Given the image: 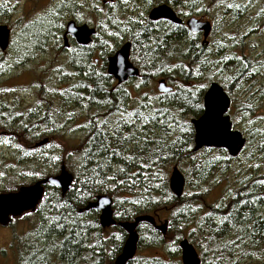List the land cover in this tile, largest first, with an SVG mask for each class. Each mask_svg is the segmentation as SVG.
Masks as SVG:
<instances>
[{"label": "trees", "instance_id": "1", "mask_svg": "<svg viewBox=\"0 0 264 264\" xmlns=\"http://www.w3.org/2000/svg\"><path fill=\"white\" fill-rule=\"evenodd\" d=\"M96 1L90 0V4L94 5ZM256 2L258 0H111L103 8L102 19L94 23L96 33L90 45L72 44L67 51L58 46L56 36L51 39L49 43L61 52L69 53L61 74L55 77V90H49V94L41 83L36 88L43 108L28 113L27 120H22L17 114H11L4 104L0 105V113L6 115L4 118L9 117L6 123L19 129L20 139L27 145L17 162L26 170L21 179L35 183L39 181L33 172L36 168H46L47 178L62 166L52 159V152L48 155L35 153L38 148L48 145L56 131L50 125L54 119L49 115L54 112V107L62 110L59 120L67 113L78 111L86 126L70 152L74 154L77 167V172L72 175V187L64 195L55 188L57 197L50 200L53 206L46 207L52 217L56 216L52 227L48 228L49 236L46 232H34V237L23 243L21 264H52L53 254L68 264H113L121 245L107 255L103 248L111 243L110 240L102 244L95 239L94 245L88 248L93 240L87 238L85 225L80 221L92 197L101 194L108 185L114 186L107 194L112 199L116 222L132 221L142 215L153 216L156 221L163 217L167 222L165 236L146 223L138 225L146 229L138 241L139 248L156 249L152 256L144 258L147 263L139 264H181L163 246L169 238L178 250L176 243L184 237L185 231L188 236L196 231L205 239L207 252H203L202 264H238L233 257L238 246L242 247L240 249L253 246L264 250V215L257 214L264 198V178L251 176L241 180L239 189L230 194L226 206L222 203L209 206L204 213L194 209L205 202L211 187L219 185V180L213 179L218 171L224 173L220 163L227 154L225 150L211 148L192 153L194 134L190 125L191 119H197L203 113L202 88L213 82L212 76L222 83L228 95L243 88L246 91L254 89L259 96L264 92L262 73L254 71L253 60L242 49L231 54L228 41L204 45L197 39L199 34H191L183 23L173 25L147 19L149 10L161 4L170 6L182 20L192 15L208 16L203 9L209 5L222 12V20L227 18L228 23L221 21L219 24L231 29L236 20L251 17L254 11L251 5ZM7 11L9 8L0 5L1 18L8 14ZM252 20L249 32L255 33L262 26L257 16ZM209 22L212 26L209 36L216 35L219 24L214 18ZM41 41L36 37V44L40 43L38 49L44 51L46 42ZM125 42H130L129 60L139 70V76L132 79L137 83L133 88H126V83L117 85L106 73L107 58ZM158 77L166 81L172 92L147 91ZM70 79L72 84H68ZM254 111L249 105L232 100L231 114L234 116L248 117ZM128 113L133 115L129 117ZM144 116L149 119L141 123ZM24 124L29 127L23 128ZM29 134L32 140H25V135ZM247 134L243 150L248 146L253 148L251 152L255 156L264 158V131L254 129ZM41 137L47 143L36 149L35 141ZM212 153H218L219 159L212 158ZM173 166H177L184 178H191V182H187L191 194H183L179 199L168 188L167 175ZM251 170L257 174L259 169ZM47 202V199L42 200L41 206ZM98 228L102 230L100 226ZM65 229L67 238L64 241L59 245L49 243L50 235L57 240L64 235ZM118 231L123 239L126 238L121 229ZM99 232H95L97 237ZM38 233L46 238L40 248L36 247V241L33 242L40 238ZM249 255L246 252L238 257Z\"/></svg>", "mask_w": 264, "mask_h": 264}, {"label": "rangeland", "instance_id": "2", "mask_svg": "<svg viewBox=\"0 0 264 264\" xmlns=\"http://www.w3.org/2000/svg\"><path fill=\"white\" fill-rule=\"evenodd\" d=\"M110 1L111 0H98L94 5H91L90 0H0L1 6L9 8V11H7L8 14H5V16L3 15V18L0 17V25H5L10 29V46L5 54H0V105L2 106V104H4V107L7 108L11 114H17L22 120H27L28 113L32 111L36 113L39 109L43 108L41 107L42 101L36 88L39 83H41L42 86H45L49 94H51V91L55 90V77L56 75L59 76V74H61V67L64 66L66 57L69 53L65 51L61 52L58 47L52 44V42H49L56 36V40L59 41L58 46L60 48L62 47L61 35L66 23L69 21H74L78 25L86 24L92 28H96L94 23L102 19L101 15L104 12L103 8L107 7ZM76 5L78 6V9H76ZM93 6L95 7L93 8ZM251 9H254L250 14L251 17H241L239 20H236L231 24V29L219 24L221 21L227 22V18L222 20V12L220 10L217 11L216 7L207 5L203 9L204 12L208 13V16L192 15L189 17L197 19L202 18L208 21L210 18H214V20L220 25H217L219 32L216 35L207 38L208 46L218 41H228L230 43V53L236 54L237 51L242 49L243 53L253 60L254 71L257 70V73L261 72L262 78H264V0H258V2L253 3ZM256 16L262 28L255 33H253V31L249 32L253 25L252 18ZM40 33H42L43 36H39ZM36 37H39L43 42H46L44 51L38 49L40 43L36 44ZM54 38L52 40H54ZM241 38L242 43L240 42ZM197 39L200 43L202 42L200 35L197 36ZM95 58H97V55H95ZM63 75L66 77L68 76L65 74ZM159 79L163 78L158 77L154 82L150 83L147 91H154L157 93L155 88L156 82ZM212 81L222 86V83L217 81L214 76H212ZM68 84H72L71 79ZM136 84L137 83L133 80L127 81L126 88L137 87ZM208 86L209 84L202 88L204 89V92ZM229 95L228 96L231 98V104L227 115L232 123V129L240 132L245 139H247V133H249L250 130L258 129L259 132L263 133L264 92H260V95L258 96L254 89L246 91L242 88L235 92L231 91ZM232 100L249 105L250 108L255 111L248 117H243V115L234 116L231 114ZM53 111L54 112L49 114L51 118L54 119L50 125H52V127L54 126V130L56 131H53L54 133H52L50 142L47 143L48 145H46V147L38 148L35 153L38 155H48L52 152V159L53 157H56V159L53 160L58 161L59 164L64 166L68 173L74 175V173L77 172V167L74 163V154H70V152L71 148L78 144L86 125L83 124V119L80 117L81 115L78 111L67 113L66 117L60 120L58 117L61 115L62 110H57V108L54 107ZM4 116L6 115L1 112L0 193L1 190L16 192L20 187L29 186L34 183L21 179L26 170L24 169V166L21 167L17 162L22 149L27 148V145L24 140L20 139L22 134L19 132V129L11 128L10 125L6 123L9 117L4 118ZM28 127V124H24L23 128ZM24 139L32 140L30 134L27 136L25 135ZM42 140L43 137L36 140L35 143ZM255 141L256 140H254V142ZM251 149L253 148L247 146L238 157L233 159L228 156L225 157L226 159L220 163L221 169L225 170L224 173L222 174L221 171H218L213 179V181L219 180V185L211 187L205 196V202L202 201V204L196 205L194 209L197 211L199 210L200 213H204L209 206H216L220 203H222L223 206H226L230 194L239 189V182L241 180L251 176L253 178H264V158L261 159L260 157L255 156L251 152ZM66 153L68 154L64 157ZM211 157L219 159V154L212 153ZM62 166H59L57 172L52 176H56L59 173V168ZM251 168L259 169L258 173L253 174L254 171L252 172ZM171 169L172 168L169 169L167 178ZM33 172L39 180L46 178V168H36ZM185 181L184 194L189 195L191 192L189 191V185L187 182H191V178H185ZM113 189V185H108L101 194L94 195L89 202H94L96 197L99 196H109L107 193L111 192ZM54 196L55 198L57 197L55 188L53 186H47L42 200L47 199V201L50 202V200H53ZM49 205H51V202L48 206ZM260 207V212L258 213L257 211V214L264 215V198L262 206ZM45 211L48 212V209L42 207L40 214L22 216L14 221L9 229L0 230V248H6V246L9 245L11 238L13 239V242L16 241L20 247L24 242H27L30 237H34V232H49L48 228L53 224V218L56 216L54 215L52 217ZM114 214L115 210L113 209V215ZM74 221L77 223L78 217H76V220ZM80 221L85 225L83 228L86 230L87 238L93 240V243L90 241L88 248L94 245L95 239L101 241L102 244H106L109 240L111 241L109 245H105L103 248L105 255H107L109 251L115 249L116 246L121 245L122 247L125 238H122L123 236H121L117 227L102 230L98 228V213L96 214L94 211H88L81 215ZM163 221H165V218L161 217L156 223L161 224ZM198 221L199 220H197L196 223ZM82 231L84 232V229H82ZM96 231H100L98 237L96 236ZM145 231L146 229L144 227H138L137 233L139 239L143 236ZM66 235L67 233L64 234V237ZM62 238L63 235L61 238L55 240L56 237L54 239L50 235V238L47 240L50 239L49 243L59 245ZM65 238H67V236ZM182 239H187L193 245L198 258L200 259V264H202L201 259L203 257V252H207L205 239L198 235L196 231L189 236L185 231ZM165 241L166 243H164L163 249L166 252L170 251L171 254L175 256L174 260L180 262V252L179 249L175 250L173 246L174 241L169 240V238ZM179 241H177L176 245ZM33 242L36 243V247L40 248L46 242V238L42 234L38 240L35 239ZM240 248L242 247H236L233 256L234 261H238V264H264V250L255 249L253 246L248 248L244 247L243 249ZM160 249L161 248H159V250ZM155 251L156 249L148 251L140 249L137 244V251L131 264L147 263L144 258L152 256ZM246 252L250 254L249 257H238ZM204 256H207V254ZM51 262L52 264H64L54 255L51 257ZM11 263L10 260L5 261V263L0 262V264ZM19 264H21L20 261Z\"/></svg>", "mask_w": 264, "mask_h": 264}, {"label": "water", "instance_id": "3", "mask_svg": "<svg viewBox=\"0 0 264 264\" xmlns=\"http://www.w3.org/2000/svg\"><path fill=\"white\" fill-rule=\"evenodd\" d=\"M149 22L166 21L173 25H183L191 34H199L202 44L207 45V38L211 32V23L202 18L190 17L182 20L175 11L166 4H161L151 8L147 14ZM96 33L95 28L86 24L76 25L74 21H69L65 25L63 34V48H68V37L82 47L91 44ZM10 46V29L5 25H0V52L5 54ZM130 42L123 43L112 56L106 60V73L112 77L117 85L126 83L139 76V70L130 62ZM156 92L158 94H169L172 88L164 79L156 82ZM203 113L197 119H191L190 125L193 129L192 152L197 153L203 148L222 149L226 151L229 158H236L242 152L246 139L242 134L232 129L227 112L230 108L231 99L225 90L218 83L212 82L202 97ZM47 143L42 140L36 143V148ZM185 178L177 166H173L168 176V188L170 193L177 199L184 194ZM73 177L64 166L60 168L56 176H51L39 180L32 185L20 187L16 192L0 194V226H7L11 218H17L24 213L34 212L44 194L45 186H53L60 190L61 195L66 194L72 187ZM85 211L94 210L98 213V223L102 229L117 226L125 235V241L120 253L114 259V264H127L131 261L137 251L139 236L137 228L140 223L152 226L162 236L166 235L167 222L156 223V219L150 215H142L132 221L116 222L113 215L112 199L107 196L96 197L94 202L89 203ZM177 247L180 252L181 264H200L197 252L193 245L182 239Z\"/></svg>", "mask_w": 264, "mask_h": 264}, {"label": "flooded vegetation", "instance_id": "4", "mask_svg": "<svg viewBox=\"0 0 264 264\" xmlns=\"http://www.w3.org/2000/svg\"><path fill=\"white\" fill-rule=\"evenodd\" d=\"M176 13V12H175ZM177 14V13H176ZM76 25H78L77 23H76ZM64 29H65V27H64ZM63 34H64V31H63V33H62V35H61V41H62V43H63ZM68 48H66L65 50H69L70 49V47H71V45L72 44H75V46L77 45L74 41H73V39H71L70 37H68ZM78 46V45H77ZM63 47V46H62ZM47 186H45L44 187V192H45V188H46ZM54 188H56V187H54ZM2 193V192H1ZM0 193V194H1ZM8 193V192H7ZM49 199V198H48ZM50 202L48 201L47 203H43L42 204V206L43 207H52L53 205L51 204V205H49L48 206V204H49ZM41 206V201L38 203V205H37V207H36V210L34 211V212H28V213H24L23 215H21L20 217H22V216H24V215H26V214H29V215H34V214H40V211H37V209H38V207H40ZM41 206V207H42ZM81 211V210H80ZM85 211V210H84ZM94 211V210H93ZM45 212H47V211H45ZM86 212H88V211H86ZM47 214H49L50 215V212H47ZM77 214H78V211H77ZM20 217H17V218H11V221H10V223L7 225V226H5V227H3V226H0V230H7V229H9L10 228V226L13 224V222L14 221H16V220H18ZM44 223H45V221H44ZM50 230V229H49ZM63 232V231H62ZM65 232H66V229H65V231H64V234H65ZM46 234H47V236H49V233L48 232H46ZM64 239H65V237H64V235H63V238H62V240H61V242L62 241H64ZM8 246V247H7ZM6 246V248H0V262L1 263H5V261H7V260H10L12 263L11 264H19V261L21 260V258H20V255H22L23 253H22V251H21V249L23 248V244L19 247V245H18V243L16 242V241H14L13 242V239L11 238V241H10V243H9V245H7ZM54 256H56L55 254H53ZM52 255V256H53ZM133 261V259L131 260V261H129V262H132ZM62 263H64V262H62ZM104 263V262H103ZM64 264H68V263H64ZM69 264H71V263H69ZM113 264H114V261H113Z\"/></svg>", "mask_w": 264, "mask_h": 264}, {"label": "snow or ice", "instance_id": "5", "mask_svg": "<svg viewBox=\"0 0 264 264\" xmlns=\"http://www.w3.org/2000/svg\"><path fill=\"white\" fill-rule=\"evenodd\" d=\"M156 111H158V110H156ZM133 115V113H128V116L129 117H131ZM149 119V117H147V116H144V117H142L141 118V123H143L144 121H147ZM152 119L154 120L155 119V117H152ZM145 139H147V137H145ZM53 159H56V157H53ZM118 238V237H117Z\"/></svg>", "mask_w": 264, "mask_h": 264}, {"label": "bare ground", "instance_id": "6", "mask_svg": "<svg viewBox=\"0 0 264 264\" xmlns=\"http://www.w3.org/2000/svg\"><path fill=\"white\" fill-rule=\"evenodd\" d=\"M73 89V88H72ZM165 120V119H164ZM161 126V125H160ZM192 151V150H191ZM193 153V152H192ZM259 186V185H258ZM237 199V198H236ZM258 200V199H257ZM258 203H259V201H258ZM254 210V209H253ZM262 215V214H261ZM258 217H260V216H258ZM242 218V217H241ZM261 218V217H260ZM237 219V218H236ZM235 219V220H236ZM264 219V218H263ZM258 220V219H257ZM52 227V226H51ZM243 233V232H242Z\"/></svg>", "mask_w": 264, "mask_h": 264}]
</instances>
